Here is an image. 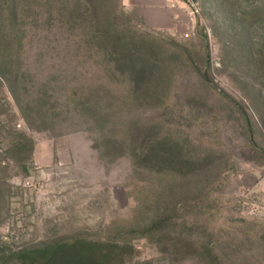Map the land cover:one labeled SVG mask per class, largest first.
<instances>
[{
    "label": "rangeland",
    "instance_id": "rangeland-1",
    "mask_svg": "<svg viewBox=\"0 0 264 264\" xmlns=\"http://www.w3.org/2000/svg\"><path fill=\"white\" fill-rule=\"evenodd\" d=\"M194 2L152 25L0 0V264L75 236L130 244L125 264H264V0Z\"/></svg>",
    "mask_w": 264,
    "mask_h": 264
},
{
    "label": "trees",
    "instance_id": "trees-1",
    "mask_svg": "<svg viewBox=\"0 0 264 264\" xmlns=\"http://www.w3.org/2000/svg\"><path fill=\"white\" fill-rule=\"evenodd\" d=\"M118 17L115 12L112 13L111 21L113 24L119 25ZM91 32L96 35V41L101 37L104 39L107 34L104 26L97 19L94 20ZM146 138V136L132 138L131 141L133 144L135 143V147H132L134 156L145 160L154 155L162 163L167 161L187 163L189 161L190 157L179 150L174 149L169 153H154V150H147L144 146ZM157 143H162V140H158ZM171 145L176 149L181 148L179 141H173ZM131 249L132 246L128 243L75 236L70 239H59L29 248H19L14 250L12 254L21 261V264H125L126 257L130 255Z\"/></svg>",
    "mask_w": 264,
    "mask_h": 264
},
{
    "label": "crops",
    "instance_id": "crops-1",
    "mask_svg": "<svg viewBox=\"0 0 264 264\" xmlns=\"http://www.w3.org/2000/svg\"><path fill=\"white\" fill-rule=\"evenodd\" d=\"M126 10H134L138 12L144 19H147L152 25H156L159 17H166L174 20L176 14V9L182 4L176 5L177 3H182L175 0H121ZM170 1H174V5L170 4Z\"/></svg>",
    "mask_w": 264,
    "mask_h": 264
},
{
    "label": "built area",
    "instance_id": "built-area-1",
    "mask_svg": "<svg viewBox=\"0 0 264 264\" xmlns=\"http://www.w3.org/2000/svg\"><path fill=\"white\" fill-rule=\"evenodd\" d=\"M175 1H181L183 3L189 4V5H192V6L196 5L194 0H175ZM174 3H175L174 1H170L171 5H174Z\"/></svg>",
    "mask_w": 264,
    "mask_h": 264
}]
</instances>
